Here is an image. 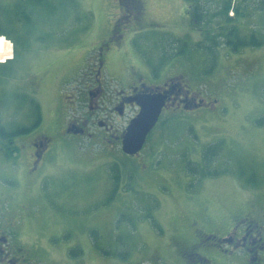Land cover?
Returning <instances> with one entry per match:
<instances>
[{"label":"rangeland","instance_id":"374dc122","mask_svg":"<svg viewBox=\"0 0 264 264\" xmlns=\"http://www.w3.org/2000/svg\"><path fill=\"white\" fill-rule=\"evenodd\" d=\"M53 1L55 7L36 6L31 20L22 21L18 0H0L1 28L14 42L0 35V121L30 124L31 98L42 111L37 128L15 138L13 158L23 156L18 171L3 160L9 149L0 139V191L31 206L36 228L28 237L47 248V263L185 264L176 247L194 237L193 221L217 232L216 221L223 229L230 213H264V52L220 45L211 70L213 58L200 48L210 42L187 0H143L140 17L120 25L118 42L110 37L122 15L118 0ZM211 1L213 8L223 0ZM32 8L28 3L27 14ZM217 25L234 26L233 19ZM101 62L113 87L128 82L133 69L152 83L155 69L160 79L182 74L208 101L165 109L138 164L121 147L91 146L63 131L62 85L85 64ZM135 112L116 117V126H126ZM37 134L53 139L55 153L32 182L29 144ZM203 252L216 256L213 264H225L217 251Z\"/></svg>","mask_w":264,"mask_h":264},{"label":"flooded vegetation","instance_id":"af4514ba","mask_svg":"<svg viewBox=\"0 0 264 264\" xmlns=\"http://www.w3.org/2000/svg\"><path fill=\"white\" fill-rule=\"evenodd\" d=\"M232 19L235 36L240 33L250 43L253 42L244 48L256 54L255 56L264 52V0H233ZM123 34L121 26H114L111 41L118 42ZM260 41L262 43L254 44ZM109 45L110 43L106 44ZM104 48L105 46L102 50ZM106 74L102 62L97 65L85 64L82 73L75 74L60 89L62 106L66 111L63 131L73 134L79 142L87 139L91 146L99 145L108 149L121 147L122 134L127 125L117 127L116 117H124L131 108L138 112L134 97L139 92L169 89L170 96L163 112L167 108L185 110L208 101L204 91L185 83V78L180 73L160 79L159 74L153 70L157 80L150 83L145 81V77L138 70L133 69L130 70L129 81L115 87L110 85ZM91 127L95 130L92 131ZM68 128L83 132H68ZM29 145L32 158L29 172L30 176L34 175L29 180L34 182L36 174L54 157L55 144L52 138L37 134ZM142 153L143 150L133 156L138 164L143 158ZM4 155L3 160L8 166L18 171L22 166L23 156L14 159V155ZM24 202L25 200L16 204L13 191H0V264H48L47 248L28 237L31 227L36 228V216L31 206ZM216 222L217 232L206 230L202 219L190 223L194 237L189 241L179 240L178 245L185 257V264H213L212 260L216 256L209 257L203 251H217L225 264H264V213H230L226 220L221 221L224 228L220 230V223L218 220Z\"/></svg>","mask_w":264,"mask_h":264},{"label":"trees","instance_id":"16d2710c","mask_svg":"<svg viewBox=\"0 0 264 264\" xmlns=\"http://www.w3.org/2000/svg\"><path fill=\"white\" fill-rule=\"evenodd\" d=\"M189 1V6L187 7V11L191 15V18L193 19L194 23L200 27V30H205V37L210 42V44H206L205 46H201L200 48L205 49V52L209 54V56H212L213 63L211 66V70H213L217 64V49L220 45L228 46L232 51H238L240 48L246 47L250 43L247 38L242 37L239 33L238 36L236 35V31L233 25L225 27V26H218L217 21L220 19L227 21H231L232 17L229 15V12L233 9V0H223L222 5L213 7L214 5L213 1L211 0H187ZM217 2V0H214ZM220 1V0H218ZM18 10H17V20H31L32 14L36 10V6L41 7L43 5H48L49 7H55L56 3L53 0H20L18 1ZM122 15L117 19V22L115 23V26H120L121 24H125L129 22L130 20L140 17L143 11V0H118ZM28 3L30 7V3L33 5L32 10L30 11V14H27L28 10ZM63 3V2H62ZM215 8V9H214ZM239 12H241V9L239 8ZM244 12V11H243ZM209 14L212 16L209 18ZM216 27H218V30L216 31ZM7 35L3 31L0 25V35ZM148 35V34H147ZM236 38L238 41H236ZM221 41V42H220ZM223 43V44H222ZM262 43L255 42V45H258ZM186 43L180 44L179 53H185L186 52ZM200 46V44L198 45ZM6 63V62H5ZM155 70V69H154ZM158 70H155V72ZM31 104V116H35L30 124H22L17 123L12 125L11 127H8L4 125L0 121V139L2 142L7 143L9 152L7 155L13 156L17 150H19L17 145H14L15 138L32 132L42 121V111H41V105L35 98L30 99ZM216 145H210L207 147V150L204 153V159L205 162H210V160L213 158L212 156L209 157L208 155L210 153H214V147ZM213 147V148H212ZM126 154V153H125ZM128 155V154H127ZM133 157V156H132ZM135 166V165H133ZM117 173L113 177L115 179V185L117 186L120 182L121 178V172H120V166L118 164L116 168ZM94 237H96L95 234H93ZM182 254V251L180 248H177ZM105 254H109V250H103ZM72 253L74 255L77 254V252L72 249ZM123 255V254H122ZM184 257V256H183ZM185 259V257H184Z\"/></svg>","mask_w":264,"mask_h":264},{"label":"water","instance_id":"95a60500","mask_svg":"<svg viewBox=\"0 0 264 264\" xmlns=\"http://www.w3.org/2000/svg\"><path fill=\"white\" fill-rule=\"evenodd\" d=\"M169 96V89L164 91L147 90L137 93L134 100L140 109L130 119L122 134V149L124 152L134 155L143 148L149 133L159 121L163 108L167 106ZM68 132L79 133L83 131L68 128Z\"/></svg>","mask_w":264,"mask_h":264},{"label":"bare ground","instance_id":"6f19581e","mask_svg":"<svg viewBox=\"0 0 264 264\" xmlns=\"http://www.w3.org/2000/svg\"><path fill=\"white\" fill-rule=\"evenodd\" d=\"M253 43V42H252Z\"/></svg>","mask_w":264,"mask_h":264}]
</instances>
